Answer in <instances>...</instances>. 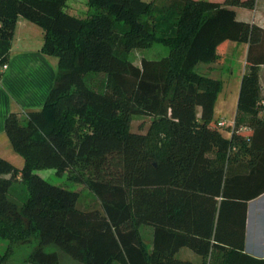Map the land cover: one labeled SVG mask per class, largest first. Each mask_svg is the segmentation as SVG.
<instances>
[{"label":"trees","instance_id":"obj_1","mask_svg":"<svg viewBox=\"0 0 264 264\" xmlns=\"http://www.w3.org/2000/svg\"><path fill=\"white\" fill-rule=\"evenodd\" d=\"M68 1L0 0V77L20 18L44 30L42 50L58 58L44 107L6 119L25 165L19 174L0 156V238L36 235L34 264L61 263L51 244L83 264H264L246 252L249 204L264 195V27L233 8L257 0H87L84 16ZM156 42L167 56L130 60ZM231 42L248 51L226 136L214 116L221 82L197 66ZM87 73L104 80L94 87ZM135 115L153 118L146 132L127 127ZM47 168L76 170L93 200L80 207L77 191L35 172ZM183 248L199 261L181 258Z\"/></svg>","mask_w":264,"mask_h":264},{"label":"rangeland","instance_id":"obj_2","mask_svg":"<svg viewBox=\"0 0 264 264\" xmlns=\"http://www.w3.org/2000/svg\"><path fill=\"white\" fill-rule=\"evenodd\" d=\"M214 1H223V0H214ZM238 12V19L251 21L254 23H263L264 22V0H257L254 7H240L235 6ZM88 9L87 0H69L68 1V10L71 13L84 16ZM226 56L224 55L221 60L216 62L215 66H207L204 63H201L197 66V71L213 80H219L221 82L220 90L217 94L216 105L214 108V116L217 122L219 120L225 119L228 122H233L236 120L239 115L238 112V97L241 87L242 78L246 70V57L244 54V45H238L235 42L229 43L228 47L223 49ZM169 54V48L163 43L156 42L153 46L148 48H139L135 49L130 54V60L135 65H141L143 58L150 60H159ZM261 76L263 77L264 85V68L261 71ZM87 79L90 84L94 87H98L104 80V75L101 73H87ZM262 87V86H261ZM263 89V88H262ZM262 95L264 96V90H262ZM153 121L152 117L135 115L130 118L127 123V127L133 132H146L151 126ZM227 127H221L223 133L228 136ZM166 129L163 128L160 132L159 137L165 138ZM3 154L9 163L17 169L18 173L22 172V169L25 165L24 157L17 153L13 148L9 150H4ZM95 165L98 164L96 160L92 161ZM98 167V166H97ZM37 174L47 179L49 182L64 186L65 188L70 189L71 191H77L80 194L79 205L80 207H87L89 202L93 200L94 194L89 188L88 184L84 182L75 181L73 178L76 175L75 172L69 171H59L54 168L47 169H37L35 171ZM20 193H23V186L20 184L12 193L10 198L13 200H19L17 198ZM257 201H250V226H255L257 217H256V207ZM152 227L144 225L142 227V238L144 241H152L153 231ZM252 234H250L251 236ZM28 240H24V237L16 236L15 239H3L0 238V254L4 255L7 252L10 253L9 259L3 264H34L28 262V257L34 247L38 243L36 235L26 236ZM19 238V239H18ZM252 238V237H251ZM147 243V242H146ZM47 251H57L60 255V264H83L69 254L63 252L61 248L55 244H51L46 247Z\"/></svg>","mask_w":264,"mask_h":264},{"label":"crops","instance_id":"obj_3","mask_svg":"<svg viewBox=\"0 0 264 264\" xmlns=\"http://www.w3.org/2000/svg\"><path fill=\"white\" fill-rule=\"evenodd\" d=\"M233 8L237 12L238 7ZM258 24L264 27V22ZM14 30L7 68H1L3 75L0 77L1 157H5L4 150L13 148L5 128L7 117L12 112L24 116L29 110H38L44 107L54 86L58 69V58L48 55L42 50L45 33L40 26L25 18H20ZM243 45L247 59L248 45ZM204 64L211 67L217 63ZM263 68L264 65L260 68L262 90H264L263 77L261 76ZM255 201L258 202L255 212L257 221L255 226H250L249 204L246 252L258 258H264V195L255 199ZM250 234L252 235L250 236ZM145 242L148 245L152 244V241L145 240ZM179 256L199 261V257L187 248H183L179 252Z\"/></svg>","mask_w":264,"mask_h":264},{"label":"built area","instance_id":"obj_4","mask_svg":"<svg viewBox=\"0 0 264 264\" xmlns=\"http://www.w3.org/2000/svg\"><path fill=\"white\" fill-rule=\"evenodd\" d=\"M6 68H7V64L3 66V69H6ZM218 125H219L220 127H227V126L234 127L235 122H234V121H233V122H228V121H226L225 119H222V120H219V121H218Z\"/></svg>","mask_w":264,"mask_h":264}]
</instances>
